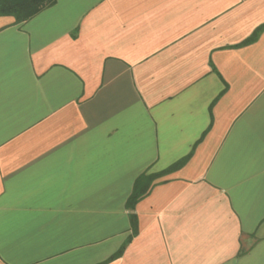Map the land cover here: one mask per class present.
Segmentation results:
<instances>
[{
  "label": "crops",
  "instance_id": "crops-1",
  "mask_svg": "<svg viewBox=\"0 0 264 264\" xmlns=\"http://www.w3.org/2000/svg\"><path fill=\"white\" fill-rule=\"evenodd\" d=\"M264 0H57L0 16V264H264Z\"/></svg>",
  "mask_w": 264,
  "mask_h": 264
},
{
  "label": "trees",
  "instance_id": "trees-1",
  "mask_svg": "<svg viewBox=\"0 0 264 264\" xmlns=\"http://www.w3.org/2000/svg\"><path fill=\"white\" fill-rule=\"evenodd\" d=\"M56 2L57 0H0V16H13L15 18V23L20 24L28 21L42 10L54 5ZM263 30L264 24L259 26L250 37L236 46H243L256 41ZM188 158L189 156L179 160L171 167L161 172L149 173L148 171H145L136 178L133 185V190L126 202V206L130 210L132 233L109 259L100 264L108 263L120 257L125 251L129 242L132 240L133 236L138 233V217L134 212V209L136 204L150 192L152 186L154 185L155 179L163 174L180 168L187 162Z\"/></svg>",
  "mask_w": 264,
  "mask_h": 264
}]
</instances>
